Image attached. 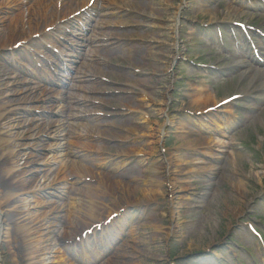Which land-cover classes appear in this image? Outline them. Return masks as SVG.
Returning <instances> with one entry per match:
<instances>
[{"label":"rangeland","instance_id":"obj_1","mask_svg":"<svg viewBox=\"0 0 264 264\" xmlns=\"http://www.w3.org/2000/svg\"><path fill=\"white\" fill-rule=\"evenodd\" d=\"M27 1L0 0V13L8 12L0 14L6 17L1 36L3 20L19 11L25 18ZM108 1L90 0L94 6L80 22L42 41L35 37L21 47L14 41V52L0 47V130L16 154L13 172L31 182L11 199L23 211L8 212L16 217L7 227L38 226L45 234L51 223L41 263L15 257L9 240L0 238V264H264V0H174V35L167 28L147 33L155 19L133 7L137 0L116 1L123 15L104 12ZM143 1L158 7L157 0ZM166 14L160 22L168 21ZM130 49L137 51L136 64ZM80 74L86 76L78 81ZM191 86L205 90L202 111L185 106ZM164 99L171 124L159 112ZM140 114L147 122L137 120ZM198 125L201 138L213 140L209 146L188 140ZM65 149L81 156L94 179L108 161H127L105 168L117 182L122 172L142 177L153 169L159 190L149 202L132 198L106 227L81 224L84 235L77 237L69 228L80 222L68 211L95 182L88 173L81 183L70 176L61 159ZM191 154L216 174L183 181L188 168L177 157ZM172 185L183 189L171 193Z\"/></svg>","mask_w":264,"mask_h":264},{"label":"bare ground","instance_id":"obj_2","mask_svg":"<svg viewBox=\"0 0 264 264\" xmlns=\"http://www.w3.org/2000/svg\"><path fill=\"white\" fill-rule=\"evenodd\" d=\"M117 0H109L106 5L103 7L104 12L108 14H119L123 15V11H119L117 7ZM90 0H29L26 2L27 5V14L25 18H23V14L21 12H17L14 16L9 18L8 20H3L2 23H6L7 26L6 30L7 33L3 36L0 35V47L9 49L13 48L14 41L20 42V47L23 44H29L31 45L33 43V40L35 37L39 38V40H43L50 36L51 32L57 31L58 33L60 31H65L68 29L69 25L72 24L73 21H81L83 15L86 12H89L94 4L90 7ZM174 0H157V6L155 7L152 5V3H147L143 0H137L136 2L132 3L133 7L134 5L139 11H142L146 14L147 18H151L148 16L152 15V17L155 19V21L152 20L148 24V26H145V30L147 33L151 32L152 29L162 31L163 29L167 28V30H170L171 33L174 35L176 32V26H177V10L172 12L170 14L169 8L171 5H173ZM19 10V9H18ZM6 13L8 12H1L0 14L2 16H6ZM168 16V21L165 23L160 22L161 19L165 14ZM164 14V15H163ZM1 19H6V17H1ZM83 32L87 31V29L82 28ZM41 40V41H42ZM87 42V41H86ZM100 42V40L96 41ZM91 43V42H90ZM16 44V43H15ZM83 47V46H81ZM133 57L134 64L137 63L135 56H137V51L130 49ZM11 52H14L13 49H11ZM0 57L2 55L0 54ZM81 57V51L80 49L76 52V59ZM72 60V59H71ZM70 65L75 63L73 60L72 62H69ZM61 66V64H60ZM62 67L65 68L62 64ZM67 69V68H65ZM64 69V70H65ZM55 73V72H54ZM1 76V72H0ZM86 75H79L78 81L82 80ZM24 82L21 81V84ZM143 84V86L146 85V82L141 81L140 84ZM259 87L258 89H261ZM205 90L200 88L199 86H191L186 94L187 98V104L185 105L188 107L189 110L192 111H202L205 109L207 100L206 96L204 95ZM248 93L245 91V93L242 96H247ZM17 101V100H15ZM14 101V102H15ZM77 102L76 100H74ZM225 103V100L223 101ZM162 108L159 109L160 113H163L166 115L167 122L171 124L172 117L165 112V107H167V99L163 100L161 103ZM2 104L0 103V118L4 114V109L2 108ZM145 108L147 105L144 106ZM185 107V108H186ZM139 119L138 121L147 122L144 121L145 114L138 115ZM10 117L6 116L2 119V121L6 122L9 120ZM70 120L73 122L79 121L78 115H70ZM122 125L123 122H119L118 125ZM180 127H182V130H189V128L186 126L184 121H180L179 123ZM202 125V124H200ZM200 125L196 126V129L194 132L188 131V135L190 137L188 138L191 142H197L201 141L203 145L209 146V144L212 143L213 140H209L208 138H201L202 128ZM148 127V126H147ZM150 128V127H149ZM205 128V127H203ZM208 130L210 127L208 126ZM140 129L137 128V131ZM162 125H158L157 131H158V137L160 138L162 135ZM1 133V130H0ZM183 133V132H182ZM10 136H6V134H0V213H2V218L0 219V238L7 239L12 244V250L15 257H20V259L23 258H29V259H38V262H40L39 257L44 254L45 248L47 246V243L49 242V235L51 234L50 230V224L45 229V234L40 232L38 229V226L33 228V226H15L12 231L8 230V223L11 222L16 216L15 215H9L8 212L17 213V216L20 215L19 210L15 208L14 201L11 200L14 195L17 193H25L26 188L29 186L30 178H23L22 172H13V165L12 161L15 159L16 154H13V151L11 150L10 144H7L8 138ZM192 138V139H191ZM183 139V138H182ZM136 150H133L132 152H135ZM202 156L207 155L206 153L200 154ZM194 155L191 154V156H178L177 158L179 160H182L186 163L187 166V177H185V180H191L194 178H197L201 175L208 174L209 176L215 175L216 170L215 168L210 169V171H207L208 168H202L198 164H195L194 161L197 160L193 158ZM81 156L73 151L72 149H65L64 154L62 155V161L65 163V165L70 164L71 170H70V176H74V178L77 181H81L82 177L86 178V174L88 173L90 175V178L88 181L93 180L95 182V187H87V191L84 193V198H77L73 202V204L70 206V209L68 211V216L76 221H79V225L75 226V228H69L71 232L74 233L75 236L81 237L84 235V229L80 226L81 224H97L98 227H106L110 225L115 220V217H112V214L115 212H121V209H125L127 206H129L132 202V198L136 197L135 201H144L149 202V198L156 194L159 190L160 184L153 181L151 178L152 170H145L144 175L142 177H138L136 175H131L134 173H128V172H122L116 181V177L111 176L110 174H107L105 172L106 167H110V170L115 168H123L124 164L127 163L126 160H116V161H108L106 165L104 166V171L99 173V175L94 179L95 173L93 170L84 169L80 164L79 161ZM149 161H143L142 165L145 167L149 165ZM169 163L167 162V167H169ZM109 170V171H110ZM154 170L153 172H155ZM128 181V182H125ZM81 183V182H80ZM49 190H53L54 187L49 184L47 186ZM175 189H183V185H172L171 193ZM50 191V192H51ZM24 195V194H23ZM175 205V203H173ZM25 206H23L24 209ZM9 209V210H7ZM29 209V205H28ZM4 212V213H3ZM27 214L24 216H27V220L29 221V224L35 225V221L37 220V217L34 218L28 210L26 212ZM58 213V209H54L53 213L51 214L52 219L56 217ZM120 214V213H118ZM104 215H107L109 218L104 221L101 220ZM29 216V217H28ZM15 221V220H14ZM51 222V221H50ZM44 234V235H43ZM17 235L21 236L22 241L24 242V246L19 249L16 245V240L18 237ZM43 235V236H41ZM14 245V246H13ZM37 264V263H33Z\"/></svg>","mask_w":264,"mask_h":264}]
</instances>
